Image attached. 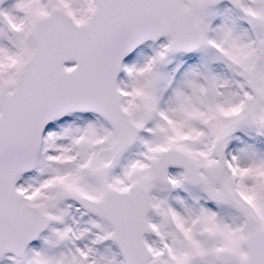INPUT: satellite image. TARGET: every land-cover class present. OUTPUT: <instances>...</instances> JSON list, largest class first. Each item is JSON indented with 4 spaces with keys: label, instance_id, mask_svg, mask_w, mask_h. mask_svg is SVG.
Instances as JSON below:
<instances>
[{
    "label": "snow or ice",
    "instance_id": "1",
    "mask_svg": "<svg viewBox=\"0 0 264 264\" xmlns=\"http://www.w3.org/2000/svg\"><path fill=\"white\" fill-rule=\"evenodd\" d=\"M0 264H264V0H0Z\"/></svg>",
    "mask_w": 264,
    "mask_h": 264
}]
</instances>
